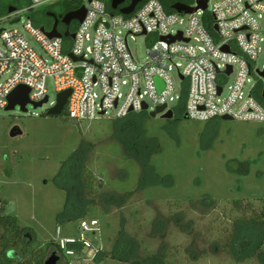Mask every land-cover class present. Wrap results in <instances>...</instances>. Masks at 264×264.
<instances>
[{
	"label": "rangeland",
	"instance_id": "rangeland-1",
	"mask_svg": "<svg viewBox=\"0 0 264 264\" xmlns=\"http://www.w3.org/2000/svg\"><path fill=\"white\" fill-rule=\"evenodd\" d=\"M12 1L19 11L29 5L27 0ZM62 1L0 17V29L22 31L27 19L33 24L47 7H64ZM4 2L0 0V4ZM71 4L80 8L81 0ZM17 18L21 23L10 25ZM25 37L41 52L32 38ZM129 46L136 63L143 65L149 43L137 38L129 40ZM262 65L261 55L257 66ZM172 76L177 82L176 73ZM48 96L49 102L40 108L28 105L27 113L18 107L14 111L0 109L1 215L15 216L19 226L31 230L35 241L41 243L76 237L81 221L57 223L66 193L56 181L63 164L80 150L86 174L93 178L94 198L104 192L122 196L135 191L123 207L109 206L102 216L84 218L99 222L95 235L87 238L93 248L109 253L122 231L132 240L139 262L156 255L163 264H248L236 263L225 245L232 218L264 212V123L219 119L217 125H211L176 116L170 120L160 115L151 118V105L149 111L131 113L144 120L146 136L158 141L160 150L148 162L152 172L125 156L116 140L128 137L112 130L115 119L111 115L83 122L69 119L65 110L59 116H48L57 93L48 87ZM13 128L22 134L12 138ZM156 183L159 185L145 189ZM205 196L218 206H200ZM15 255L23 258L21 253ZM101 264L128 263L105 257ZM249 264L259 262L254 259Z\"/></svg>",
	"mask_w": 264,
	"mask_h": 264
},
{
	"label": "built area",
	"instance_id": "built-area-1",
	"mask_svg": "<svg viewBox=\"0 0 264 264\" xmlns=\"http://www.w3.org/2000/svg\"><path fill=\"white\" fill-rule=\"evenodd\" d=\"M27 1L28 7L13 15L55 0ZM199 1H206L205 10L179 14L166 12L157 0H143L123 16L110 11L103 0H81L85 17L69 32L73 39H50L46 33L51 29L35 27L30 19L22 31L1 28L0 109L19 86L29 89L32 104L44 99L48 103L51 87L57 95L70 91L64 109L77 122L109 115L122 119L142 112L146 104V111L150 105L151 112L165 106L161 114L171 111L173 116L181 108L182 117L198 122L228 116L264 123V105L255 98L264 87V0H193L187 5L197 8ZM137 38L149 43L143 65L136 63L129 46V40ZM70 55L82 60L73 61ZM261 55L263 65L258 68ZM98 226L96 219L82 221L76 237L59 240L58 264H101L103 251L87 239Z\"/></svg>",
	"mask_w": 264,
	"mask_h": 264
},
{
	"label": "trees",
	"instance_id": "trees-1",
	"mask_svg": "<svg viewBox=\"0 0 264 264\" xmlns=\"http://www.w3.org/2000/svg\"><path fill=\"white\" fill-rule=\"evenodd\" d=\"M103 1L107 4L110 11L115 14L118 13L110 9L109 0ZM157 1L160 2L166 12H173L171 7L176 4V0ZM128 2L129 0H126V3ZM64 7H68L69 9L74 8L69 2ZM50 9H52V6L47 7V9L41 12L40 20L35 19L33 23L35 27H39L45 31L52 29V25L47 22L45 14V11ZM30 12H33V10ZM255 98L260 104L264 105L261 88L256 92ZM181 115L182 110L179 108L176 117H182ZM143 125L144 120L142 118L137 117L135 114H129L125 118L113 120L111 127L112 130L128 137L116 140L125 152V156L134 160L141 169H149L153 172V167H150L148 164L149 158L157 154L160 149L156 139L146 136ZM78 154H81V156ZM83 159L82 152L80 150L77 151L63 164L58 174L57 186L66 193L64 209L57 217V223L60 226L70 222H82L87 216H102L106 214L109 206L123 207L128 200V196H131L135 192H125L122 196H116L112 192H104L99 194L98 198H94L93 178L86 174ZM229 170L231 172L234 171L231 166ZM157 185L159 184H152L149 187L146 186L145 189L156 187ZM137 190L140 189L137 188ZM98 205L100 208L97 210L96 206ZM199 205L206 209H215L218 206L210 196H205ZM232 219L230 238L225 245V249H228L229 255L236 263L249 264L255 259L259 264H264L263 209L258 213L254 212L250 217L241 215ZM32 234L31 230H26L19 226V220L15 216H3L0 213V264H43L51 253H59L56 243L35 241L34 234ZM19 246H21V250L16 252L15 249ZM18 253H21L23 256L21 260L15 255ZM105 257L128 264H146L147 262L163 264V259L156 255L143 259L140 262L136 261L132 240L126 238V234L122 231H119L114 240L111 251L107 254H102L100 259Z\"/></svg>",
	"mask_w": 264,
	"mask_h": 264
},
{
	"label": "water",
	"instance_id": "water-1",
	"mask_svg": "<svg viewBox=\"0 0 264 264\" xmlns=\"http://www.w3.org/2000/svg\"><path fill=\"white\" fill-rule=\"evenodd\" d=\"M70 2L76 1V0H68ZM143 0H129V4L125 7H121L126 3V0H110V8L113 11H117L120 15L123 16H128L130 15L135 8L142 2ZM183 1H187V0H183ZM206 1H199L198 2V7L197 8H190L187 4L185 3H176L174 5H172V10L179 13V14H191L195 11H197L198 9L201 10H205L206 9ZM16 12V9L14 8H9L8 9V13L9 14H13ZM85 17V10L84 8H79L78 10L74 11V12H70L68 14H66L64 16V18L62 19V23H64L65 25H68L71 21H76L77 23H81L83 21ZM19 19L10 21V25H15L19 23ZM44 30V29H42ZM1 31V30H0ZM46 35L48 36V38L53 39V38H62V37H66V38H70L73 39L74 35L70 34L69 32H65L63 34H60L59 31L56 28V23L52 26V29L50 32H47ZM175 41V38H172L170 40V42ZM71 59L73 61H80L82 60L81 58L76 59L74 57H72L70 55ZM78 70V69H77ZM230 73V71L228 72V74ZM263 76V75H262ZM157 85L159 86V89H161L162 87V83L157 80ZM219 94L221 92L220 88L218 90ZM28 94H29V89L25 86H19L17 87L8 97V105L6 106V108L4 109L5 111H14L15 108H19V111L22 113H27V106H31L33 109H37L42 107L43 104L47 103V99H44L42 102L39 103H35L32 104L29 102L28 100ZM70 96V91H64L61 92L57 95V99H56V104L54 107L50 108L47 111V115L48 116H59L62 114V112L64 111V107L66 104L67 99ZM262 97L264 98V87L262 90ZM165 109V106L162 107H158L155 111L150 112L149 116L151 118H156V116L160 115V117L162 119H166V120H170L172 119L174 116L172 114L171 111H168L165 114H161L163 112V110ZM147 110V105L143 104L142 105V111H146ZM101 116H103V114H101ZM185 118V117H184ZM186 119V118H185ZM221 120L224 121H230L232 120L230 117L228 116H224L221 118ZM22 133L19 129L17 128H13L10 132V136L13 137H18L20 136ZM3 208V204L2 201L0 199V211ZM19 259L21 260L22 258L19 257ZM60 260V256L56 253L53 252L50 254V256H48L46 258V260L44 261L43 264H58Z\"/></svg>",
	"mask_w": 264,
	"mask_h": 264
},
{
	"label": "flooded vegetation",
	"instance_id": "flooded-vegetation-1",
	"mask_svg": "<svg viewBox=\"0 0 264 264\" xmlns=\"http://www.w3.org/2000/svg\"><path fill=\"white\" fill-rule=\"evenodd\" d=\"M71 3L68 0H64L61 3L65 6L67 5V3ZM175 3H185L187 4V1H183V0H176ZM129 4L125 3L123 6L121 7H125ZM9 8H14L16 9L17 12V6L14 3V1L12 0H5L4 3L0 4V17H5L8 18L10 17L12 14L8 13V9ZM78 8H68V7H62V8H57V9H50V10H46L45 14L47 16V22H49L52 26L56 23V28L58 31H63V32H72L76 27H77V22L76 21H71L68 25H65L64 23H62V19L64 18V16L70 12H74L76 10H78ZM14 14V13H13Z\"/></svg>",
	"mask_w": 264,
	"mask_h": 264
},
{
	"label": "crops",
	"instance_id": "crops-1",
	"mask_svg": "<svg viewBox=\"0 0 264 264\" xmlns=\"http://www.w3.org/2000/svg\"><path fill=\"white\" fill-rule=\"evenodd\" d=\"M109 6H110V0H109ZM111 9V8H110ZM211 125H217L218 124V121L216 120V121H212V122H209ZM124 194H125V192H124Z\"/></svg>",
	"mask_w": 264,
	"mask_h": 264
}]
</instances>
